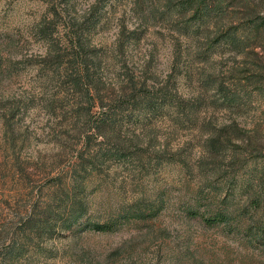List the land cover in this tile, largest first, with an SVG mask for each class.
Listing matches in <instances>:
<instances>
[{
  "label": "rangeland",
  "instance_id": "rangeland-1",
  "mask_svg": "<svg viewBox=\"0 0 264 264\" xmlns=\"http://www.w3.org/2000/svg\"><path fill=\"white\" fill-rule=\"evenodd\" d=\"M165 2L0 0V264H264V3Z\"/></svg>",
  "mask_w": 264,
  "mask_h": 264
},
{
  "label": "trees",
  "instance_id": "trees-1",
  "mask_svg": "<svg viewBox=\"0 0 264 264\" xmlns=\"http://www.w3.org/2000/svg\"><path fill=\"white\" fill-rule=\"evenodd\" d=\"M243 7L246 10H252V6H250L247 2V0H243ZM259 3H264V0H257ZM146 0H134V4L137 7L141 17H143L144 19L147 18V15L145 13L142 14V9H144V4H145ZM171 2L172 0H166L164 6H166V8L170 9L171 8ZM180 4L176 5L174 7V14L175 13L177 15H184L185 13H187V11H190L191 14L193 16H199L200 21H204L208 12V7L210 4H208L207 0H179ZM174 2H172L173 4ZM222 4V0H213V9L214 10H218L220 9ZM149 7V14L150 15H155L157 13L161 14V12L158 11V6L157 3L154 1L152 2L150 5H148ZM255 9V7H253ZM254 25V23H253ZM259 25L260 22H258L257 24H255L254 26H249V27H254L256 30L259 29ZM37 29L39 31V33H41V35H43L44 37L47 36V34L49 32H46V28L44 29L43 26L40 24L37 26ZM78 37V36H77ZM51 43V42H50ZM54 45V44H52ZM71 49H72V56L74 60V56H78L79 53V49H81V43L80 40H78V38H69L68 44ZM61 57H63V53L60 52L59 48H53L51 45H49V47H47L46 52L44 53V60L46 59H51L54 60L53 62H55V64L57 65L56 62L61 63ZM70 60V61H72ZM60 65V64H58ZM59 67V66H57ZM71 73L69 74V81H70V85L74 86V87H79L81 84H85L86 82L84 81L83 77H86L87 73ZM88 88V87H87ZM97 131H100L99 129V125L97 128ZM206 210L210 209V211H212L211 216L205 217L204 220H206L209 223H214V222H225L227 223L229 221V218L233 217L232 215V210H229L226 203L225 202H219L217 205H215L214 207H211L209 205L206 206L205 208ZM59 212L58 210H54L51 207H46L44 210H42V214L38 217L36 216H32V214H28L26 215V221H30L31 222V226L33 228V231L35 233L36 236H40L43 232L49 231L50 229H52L53 225L51 224V222H53V217L54 219L57 218ZM108 223H100V222H93L91 224V227L95 230H101V229H105L110 227V225L108 226Z\"/></svg>",
  "mask_w": 264,
  "mask_h": 264
}]
</instances>
